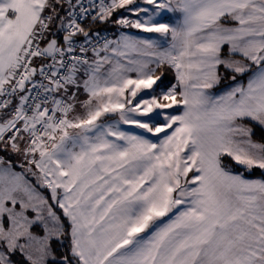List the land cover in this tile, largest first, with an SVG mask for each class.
I'll list each match as a JSON object with an SVG mask.
<instances>
[{"label": "snow or ice", "instance_id": "6c2138e0", "mask_svg": "<svg viewBox=\"0 0 264 264\" xmlns=\"http://www.w3.org/2000/svg\"><path fill=\"white\" fill-rule=\"evenodd\" d=\"M0 264H264V0H0Z\"/></svg>", "mask_w": 264, "mask_h": 264}, {"label": "rangeland", "instance_id": "374dc122", "mask_svg": "<svg viewBox=\"0 0 264 264\" xmlns=\"http://www.w3.org/2000/svg\"><path fill=\"white\" fill-rule=\"evenodd\" d=\"M126 31H130V32H132V33H138L139 32V30H136V29H130V30H126ZM143 35H145V36H152V37H155V36H157L158 34H154V33H144ZM166 75H168V74H166ZM237 79L239 80V79H243V78H241V77H237ZM169 80V77H167V79H166V82ZM175 82V81H174ZM173 82V83H174ZM223 86V85H222ZM83 98V97H82ZM176 107L177 106H174L172 109H166V110H163V111H166V112H168V113H175L176 112ZM162 119V118H161ZM125 128H128V127H130V126H127V125H125L124 126ZM233 170L234 171H240V169L238 168V167H236L235 165L233 166ZM191 175V174H190ZM253 175H255V174H253ZM255 176H259V175H255ZM56 243V241H53V248L54 247H58V248H60V249H62V250H64V252H65V250H67V243H68V241H65V246H64V248H61V246H60V244L59 243H57V245H55L54 246V244ZM60 255H62V254H60ZM59 255V256H60ZM59 256L57 255V257L59 258Z\"/></svg>", "mask_w": 264, "mask_h": 264}, {"label": "trees", "instance_id": "16d2710c", "mask_svg": "<svg viewBox=\"0 0 264 264\" xmlns=\"http://www.w3.org/2000/svg\"><path fill=\"white\" fill-rule=\"evenodd\" d=\"M97 28H99V29H102V28H106V27H108V25H97L96 26ZM168 75H166L167 77H169V80H171L172 82H174L175 80H174V75H173V73L172 72H169V73H167ZM255 139H261V137H260V135H259V130H257V134H256V136L254 137ZM255 175H259V172H256V173H254ZM55 243V242H54ZM57 243L58 242H56L55 244H54V246L55 245H57ZM54 250L56 251V253H57V255L59 256L60 254H63V252H64V250H62V249H60V248H58V247H54ZM65 251H67V250H65Z\"/></svg>", "mask_w": 264, "mask_h": 264}, {"label": "built area", "instance_id": "2783aa9c", "mask_svg": "<svg viewBox=\"0 0 264 264\" xmlns=\"http://www.w3.org/2000/svg\"><path fill=\"white\" fill-rule=\"evenodd\" d=\"M119 14V13H118ZM109 27V26H108ZM108 27H106V28H108ZM103 29H105V28H102V29H100V30H103ZM113 32H115V29L114 28H109V31H108V35L111 37L112 36V34H113Z\"/></svg>", "mask_w": 264, "mask_h": 264}, {"label": "crops", "instance_id": "0c3cea01", "mask_svg": "<svg viewBox=\"0 0 264 264\" xmlns=\"http://www.w3.org/2000/svg\"><path fill=\"white\" fill-rule=\"evenodd\" d=\"M221 71H223V70L221 69Z\"/></svg>", "mask_w": 264, "mask_h": 264}]
</instances>
